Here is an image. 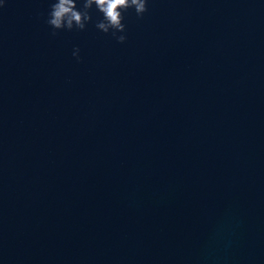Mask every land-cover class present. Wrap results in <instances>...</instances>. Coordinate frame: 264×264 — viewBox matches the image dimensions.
I'll use <instances>...</instances> for the list:
<instances>
[{
    "label": "water",
    "instance_id": "1",
    "mask_svg": "<svg viewBox=\"0 0 264 264\" xmlns=\"http://www.w3.org/2000/svg\"><path fill=\"white\" fill-rule=\"evenodd\" d=\"M49 2L0 8V264H264V0H149L123 43Z\"/></svg>",
    "mask_w": 264,
    "mask_h": 264
},
{
    "label": "clouds",
    "instance_id": "2",
    "mask_svg": "<svg viewBox=\"0 0 264 264\" xmlns=\"http://www.w3.org/2000/svg\"><path fill=\"white\" fill-rule=\"evenodd\" d=\"M6 0H0V8ZM149 0H50L46 23L55 35L59 30H84L88 24L111 36L119 43L126 37L124 14L134 10L138 17L147 11ZM80 49L73 48L72 56L77 60Z\"/></svg>",
    "mask_w": 264,
    "mask_h": 264
}]
</instances>
